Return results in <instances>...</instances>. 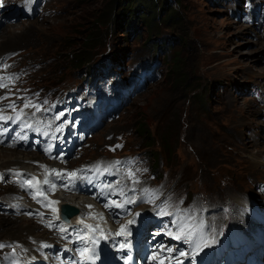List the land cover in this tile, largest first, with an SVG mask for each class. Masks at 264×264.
<instances>
[{"label":"rangeland","instance_id":"1","mask_svg":"<svg viewBox=\"0 0 264 264\" xmlns=\"http://www.w3.org/2000/svg\"><path fill=\"white\" fill-rule=\"evenodd\" d=\"M134 1L52 0L49 11L31 18L19 13V20L11 22L4 15L0 57L20 52L18 67L27 66L31 73L26 81L37 87L60 84L69 89L87 71V67L78 70L69 60L70 51L106 14L109 23L99 33L98 55L90 66L116 60L125 73L140 61L157 59L162 77L150 81L118 118L98 131L71 167L113 157L105 146L113 144L111 136L124 137L125 151L152 156L150 166L167 188L205 199L213 210H220L227 201L239 207L238 197L241 201L248 195L260 197L257 186L264 183V167L252 159L264 156V104L252 91L264 94V41L253 36L256 24L236 20L230 13L234 4L222 0H143V5L130 9ZM238 9H244V0H239ZM172 13L175 20L167 23ZM147 14L156 15L152 27L144 17ZM10 36L16 38L14 44ZM151 66L149 61L142 68ZM144 122L153 132L159 123L161 130L176 124L175 159L154 162L158 148L148 149V143L137 137ZM18 151L22 164L11 168H28L40 158L35 151ZM27 154L34 159L27 160ZM6 157L0 151V159ZM9 191L0 186V202ZM0 224V240L15 238L33 244L35 235L48 238L46 231L26 218L0 212Z\"/></svg>","mask_w":264,"mask_h":264},{"label":"trees","instance_id":"2","mask_svg":"<svg viewBox=\"0 0 264 264\" xmlns=\"http://www.w3.org/2000/svg\"><path fill=\"white\" fill-rule=\"evenodd\" d=\"M140 3H142L141 5H143L144 4L143 0H135L134 2H132V4L129 5L130 9L137 7ZM150 6L152 7V5ZM111 8L112 7L110 5L108 12L111 10ZM149 14H147V16L144 17H147V21L149 22V27H152L153 23L156 21L157 18L155 14H153V17L149 16ZM106 20H108V16H106V14L100 16L97 19V22H95L94 28H92V30H89V32L86 33L84 39L78 45H76V47H73L71 49L68 58L76 66L78 70H82L85 67H87V69L92 68V66H90V63L94 61L96 56L98 55L97 50L102 40V36L99 33H101V30H103L102 28L109 23L106 22ZM174 20H175V14L172 13L167 18V23L168 22L173 23ZM177 54L178 53L176 52V55ZM59 85L60 84H57L56 86ZM161 122L162 124L165 123V121L163 120H161ZM158 127L156 131L153 132L147 125V122H144L143 126L139 127L140 131L137 137H139L141 143H148L147 144L148 149H152L155 147L158 148L157 156H153L155 158L153 159L155 163L161 161L162 159L168 162L170 159L176 158L177 151L174 147V143L179 139L178 132L176 131V124H174V126L171 129L165 128L161 130ZM169 146H171L172 148Z\"/></svg>","mask_w":264,"mask_h":264},{"label":"snow or ice","instance_id":"3","mask_svg":"<svg viewBox=\"0 0 264 264\" xmlns=\"http://www.w3.org/2000/svg\"><path fill=\"white\" fill-rule=\"evenodd\" d=\"M7 67V66H6ZM16 77H0V88H7L8 87V84L5 82L6 80H11V79H15ZM8 97L7 96H4V97H0V100H3V99H7ZM8 107L12 108L13 110H15L16 108V105L15 103H11L8 105ZM24 107L27 108V107H36L37 110H39V107L38 106H35V105H32L31 102H26L24 104ZM0 112H2V109H0ZM20 116L21 114L20 113H17L16 117L13 118L11 116H5V115H2L0 114V120H4V121H7V120H14V121H18L20 120ZM58 118V117H57ZM23 127H27V128H30L32 127L30 124H27L25 123L23 125ZM37 131H39V129H36ZM60 129L58 128L57 131H59ZM47 133H45L46 135ZM117 147H120L119 145H117ZM116 163H120V162H116ZM68 176H71V177H75L77 175L76 172H71V173H68L67 174ZM129 176H134V173H129ZM29 184V186L31 187V182H26ZM45 183H47V181H45ZM146 193L149 192V190L145 189L144 190ZM150 195H152L153 197H157V193L156 192H151ZM34 198H35V195H34ZM53 203H57V202H53ZM126 203H133L132 200H127ZM111 205H105V207H110ZM123 205L121 204H115V207H122ZM91 207V206H89ZM169 207V205L167 203H165L164 207L161 208V214H164V215H167L169 214L166 209ZM55 211V210H54ZM177 213H179V209H177ZM101 219H102V216H101ZM187 219H191L190 217L187 218ZM129 223H131V221H129ZM50 226V225H49ZM86 227L92 229V230H95L92 228L91 225H86ZM204 227L203 225V222H201L199 225H194V224H190V223H187L185 222L184 220H181L178 224H177V231L175 233H169L170 235H174V238L177 239V240H180L181 238L185 239L186 242H190L193 240V237L197 234L198 231L202 230V228ZM60 231H65L64 228H60ZM125 233V227L122 226L121 230L119 233H117V235H121V234H124ZM122 247H126L127 245H121ZM5 247V245L3 244H0V248H3ZM197 247H199V244H197ZM88 249L85 248L83 250H81L80 252V255L81 257H83L84 259H87V260H91L93 259V256L92 255H88ZM93 253L95 252L94 249L91 250ZM169 252H171V249L168 250ZM181 255H186V253H183L181 252L180 253ZM156 257H153V259H155ZM162 264V262H161Z\"/></svg>","mask_w":264,"mask_h":264},{"label":"bare ground","instance_id":"4","mask_svg":"<svg viewBox=\"0 0 264 264\" xmlns=\"http://www.w3.org/2000/svg\"><path fill=\"white\" fill-rule=\"evenodd\" d=\"M222 1H223V3H226V4L233 3L234 6L238 8V2H239V0H222ZM15 13H17V14L20 13L21 14L22 12L19 9H17ZM15 39H13V37L10 36V40H11V41L9 40L10 44H12V43L14 44ZM262 46L264 47V44H262ZM0 151L3 152V153H5L6 156H7L5 159H0V170H3V169H27V167L25 168L24 166H23L24 168H21V167L20 168H11V167L19 166V165L22 164V162L19 161L20 158L18 157L22 153H19V151L17 149H9V148L0 147ZM23 155H25V154H23ZM26 156H27V158H26L27 160H33L34 159V158H31V157H34L33 154L32 155L27 154ZM263 157L264 156H261L262 159H263ZM261 158L253 157L252 160L256 164H258L259 167H264V160H262ZM12 160H14L15 163H13L11 166H7L9 164V162H11ZM97 160L98 159H96V161ZM88 164H90V163H88ZM88 164H86V165H88ZM7 167H10V168H7ZM31 167L32 166H30L28 168H31ZM263 171H264V169H263ZM60 199L62 200V202H63L64 205H71V206L76 207L79 210H82L84 208V205L85 204H90L91 203V201L89 199L82 200L81 198L75 197L73 195H64ZM237 199H238L237 202H239V206L242 205L241 198L238 197ZM225 205L226 206L230 205V207L233 208L232 205H235V202L233 204H230V202H229L228 204H225ZM33 238L34 239H32V240H37V239H41V238H44V240H45V239H48L49 237L47 238L43 234H40V235H35ZM7 240L14 241L16 239L15 238H9Z\"/></svg>","mask_w":264,"mask_h":264}]
</instances>
